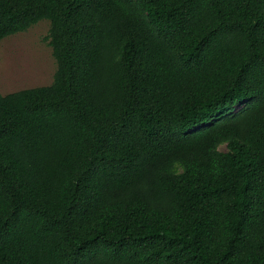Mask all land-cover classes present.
Segmentation results:
<instances>
[{
  "label": "trees",
  "instance_id": "obj_1",
  "mask_svg": "<svg viewBox=\"0 0 264 264\" xmlns=\"http://www.w3.org/2000/svg\"><path fill=\"white\" fill-rule=\"evenodd\" d=\"M42 20L54 81L0 93V264H264V0H0V41Z\"/></svg>",
  "mask_w": 264,
  "mask_h": 264
},
{
  "label": "rangeland",
  "instance_id": "obj_2",
  "mask_svg": "<svg viewBox=\"0 0 264 264\" xmlns=\"http://www.w3.org/2000/svg\"><path fill=\"white\" fill-rule=\"evenodd\" d=\"M50 27L49 20H42L27 31L0 41L1 94L46 86L54 81L57 61L52 46L45 40Z\"/></svg>",
  "mask_w": 264,
  "mask_h": 264
}]
</instances>
